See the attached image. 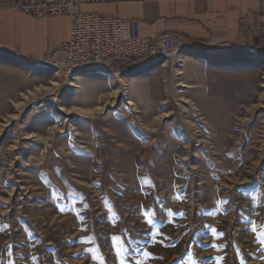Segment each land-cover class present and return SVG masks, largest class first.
<instances>
[{
  "label": "rangeland",
  "instance_id": "1",
  "mask_svg": "<svg viewBox=\"0 0 264 264\" xmlns=\"http://www.w3.org/2000/svg\"><path fill=\"white\" fill-rule=\"evenodd\" d=\"M183 44L69 76L0 54V264H264V41Z\"/></svg>",
  "mask_w": 264,
  "mask_h": 264
},
{
  "label": "crops",
  "instance_id": "2",
  "mask_svg": "<svg viewBox=\"0 0 264 264\" xmlns=\"http://www.w3.org/2000/svg\"><path fill=\"white\" fill-rule=\"evenodd\" d=\"M76 1L81 3V13L137 21L141 37L176 35L192 49L205 48L204 53L228 51L232 47L252 53L264 41V0H105L99 4ZM0 34V54L37 64L68 39L69 20L33 18L3 10Z\"/></svg>",
  "mask_w": 264,
  "mask_h": 264
},
{
  "label": "built area",
  "instance_id": "3",
  "mask_svg": "<svg viewBox=\"0 0 264 264\" xmlns=\"http://www.w3.org/2000/svg\"><path fill=\"white\" fill-rule=\"evenodd\" d=\"M104 2L86 1L89 4ZM80 6L81 3L76 0H30L11 4L1 2L0 12L17 11L33 18L67 17L68 39L46 62L60 66L61 73L66 76L68 68H76L84 62L108 64L140 61L156 54L170 56L177 53V46L183 44L176 35H164L156 39L141 37L137 21L84 14L80 12Z\"/></svg>",
  "mask_w": 264,
  "mask_h": 264
},
{
  "label": "bare ground",
  "instance_id": "4",
  "mask_svg": "<svg viewBox=\"0 0 264 264\" xmlns=\"http://www.w3.org/2000/svg\"><path fill=\"white\" fill-rule=\"evenodd\" d=\"M183 48H185L184 44H182V46H177V52L182 50ZM0 51H1V48H0ZM160 57H164V54H156V56L146 57L145 59H141L140 61L141 62H151V61L157 60ZM49 64L52 67L56 68L58 70V72L61 73V67L60 66H58L57 64H52V63H49ZM103 66H104V64H96L95 62H84V63H81V65L77 66L76 68H68V76L69 75H75V74H78L81 72L100 71V70H102ZM53 104L55 105L54 100H53Z\"/></svg>",
  "mask_w": 264,
  "mask_h": 264
},
{
  "label": "snow or ice",
  "instance_id": "5",
  "mask_svg": "<svg viewBox=\"0 0 264 264\" xmlns=\"http://www.w3.org/2000/svg\"><path fill=\"white\" fill-rule=\"evenodd\" d=\"M224 203H227V201H224ZM153 215H155V214L153 213ZM181 215H182V214H181ZM147 223L151 224L152 221H151V220H148ZM205 227H207V226H205ZM256 230H257V229H256V227H255V222H253L252 231H253V232H256ZM211 231H212V233H213L214 235H219V236H222V235H223V233H219V234H217L215 229H212ZM155 235H157V234H154L153 237H152V242H153V243H160V244H163V243H164V240L167 239V238L165 237L164 239L156 240V239H155ZM113 239L115 240V239H117V238H116V237H113ZM6 247H7V246H6ZM211 247H213V248L219 250V247H220V246H218V245H216V244H212ZM129 251H130V250H129V249H128L123 243H121V246H120V247H117V248L115 249V255H116V257H117V260H118V261H122L123 257H125ZM143 256L148 257V258H150V259H151V258H154V257L151 256L150 253H148V252H146V251L143 252ZM222 259H223L222 257H218V258H216V260H217V264H219V261L222 260ZM137 264H141V262H140V261H137ZM193 264H195V261H193Z\"/></svg>",
  "mask_w": 264,
  "mask_h": 264
},
{
  "label": "trees",
  "instance_id": "6",
  "mask_svg": "<svg viewBox=\"0 0 264 264\" xmlns=\"http://www.w3.org/2000/svg\"><path fill=\"white\" fill-rule=\"evenodd\" d=\"M200 49H203V48H200Z\"/></svg>",
  "mask_w": 264,
  "mask_h": 264
}]
</instances>
